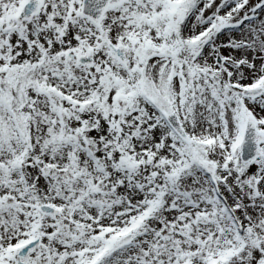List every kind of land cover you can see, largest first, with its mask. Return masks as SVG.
<instances>
[{
    "label": "snow or ice",
    "instance_id": "obj_1",
    "mask_svg": "<svg viewBox=\"0 0 264 264\" xmlns=\"http://www.w3.org/2000/svg\"><path fill=\"white\" fill-rule=\"evenodd\" d=\"M0 264H264V0H0Z\"/></svg>",
    "mask_w": 264,
    "mask_h": 264
}]
</instances>
